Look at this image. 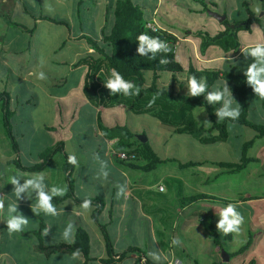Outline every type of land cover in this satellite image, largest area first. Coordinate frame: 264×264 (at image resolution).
Returning <instances> with one entry per match:
<instances>
[{
	"label": "crops",
	"instance_id": "crops-1",
	"mask_svg": "<svg viewBox=\"0 0 264 264\" xmlns=\"http://www.w3.org/2000/svg\"><path fill=\"white\" fill-rule=\"evenodd\" d=\"M70 1L74 2V0H70ZM56 2H58V5H62L61 0H56ZM65 2L68 3L67 0H65ZM67 5H65L64 8H66L67 10L70 11V13H72L73 21L74 22L77 21V24L78 22L80 24V21H82L80 20L82 18L80 13L83 8V3L79 8L80 9L79 13L77 8V0H75L74 9L72 8V5L69 7H67ZM102 6L103 4L101 3L96 8V9L101 8L99 10L101 13L102 11H104L102 9ZM38 8H40L38 0H28V2L26 0H4V1L0 0V118L2 119V122L0 124V195H7L6 196V206H7V202L15 200V197L12 194L13 185L8 183L9 182L8 178L12 175H17L19 173H27V174L37 173V172H27L20 170L15 165L10 164L11 161L14 160L19 161L20 164L25 168L34 166L36 164L41 163L39 159V155L47 148L53 146L54 144L55 146L56 144H63V146L61 147V151L57 153L62 155L63 157V161L59 166L58 172L54 174L53 171L49 170V165L52 160L47 164L44 170L39 171L45 173L46 175L45 183L48 184L49 187L53 185H58V186L67 185L65 174L62 170V165L64 162V153L67 155L69 153L75 154L79 162V167H75L72 165L71 176L74 183L73 185L74 197L67 198L58 204L52 202L61 211V215L58 218L45 216L43 213H41L38 216L34 214L31 210V204L34 203V198L32 200L23 199L17 201L18 211H20L28 219L30 213H31V217L32 218L34 217V221L32 223H29L28 228L21 233V236H24L23 233H31L33 231H37L39 229L40 224L44 226V230H45L47 228L46 222L50 224L52 220H60L63 226L59 227L53 225L54 228L51 227L52 229L48 232V235L46 237L43 231L44 241L54 240V242L45 241L46 243H56L62 241L60 238L61 233L68 222L75 221L72 223H76V228H75L76 231L79 228L83 229L84 221L85 218L88 216V213L87 212L85 213L80 209L81 202H77L75 199L82 201L85 196L90 198L92 200V206H95L93 213L98 212L99 213L98 216H99L102 214L104 215L105 212H107L108 218L105 221L104 225H106L109 234L110 228H112L110 226L113 225L112 223H113L115 210H119L123 212L126 211L128 208L127 202L132 198L136 202L140 203L139 205L140 209L142 211H145L146 213L145 215L146 221L150 222L151 225H153L155 228L156 226L167 227V228L172 227L173 230H177L179 227H181L182 231L183 230L185 231L182 237L186 242L190 243L191 245H187L185 247V250L181 249V253H182L181 255L182 257H184V259L189 260L187 264H195V263L200 264L198 262V259H205V258H208L210 260V263L212 264V262L218 257L217 255L218 250L214 248L209 233L206 229V226L204 225V223L207 220L209 221L210 224H212L211 220H213L212 217L214 213L213 211L209 210V208L212 206L191 205V206L182 207L180 205V201L183 196L205 194L199 192L198 187L196 186V183L201 182L202 178H200V176L197 173L189 174L187 177L185 176L186 178H179L173 176L170 173H162L161 175H157L155 179L151 180L146 178V176L144 175L150 172H143L138 169H131L129 167H125L121 164H118L110 157L109 151L111 146L109 145L110 143H108V141H112L114 143L115 140H108L102 137V135L100 134L97 128V115L99 114L103 117L106 110L102 108H94L84 99L81 88H82L83 78L86 73V67L84 66L78 68L73 67V64L76 62L78 57L87 48L85 41L81 39L82 36L84 35L87 36L83 30L84 26L82 27V25H78V29L76 26H74V29H76L75 33L72 36L69 33L66 39L62 38L59 35L58 37L60 40V46L57 47L56 53L59 51L60 55L56 60H53L54 58L52 57L50 58L52 60V64L54 65L53 74L54 75L57 74L59 76L60 81H61L60 77L62 73L60 70L61 65H59V63H61L60 59H63L64 57L65 59L70 61V63L67 65L69 71L68 76L75 74V79L77 80L78 83L77 93H75V96L69 95L68 97V95L66 96L60 93H51L48 92L47 89H44V87H40V85L34 86L35 89H38V94L33 90L31 91L29 89L28 84H26V78L35 77V72L37 71V67H40V64L37 62V60H35L34 66L32 68H28L25 70L23 68L24 61L15 58L14 55L19 53H21L22 55L25 51H31L32 43L34 40L35 27L42 24V22H47L51 25L61 26V24L55 22L52 23L47 20H44L43 17H45V15H43L40 12L36 14L32 13V10L38 11ZM161 8H162V4L157 3L152 14L150 15L151 22H153L158 27L167 29L169 32L173 33L178 38V42L176 43V47H175V53H177L179 46H181L182 44H187L185 48V53H186L185 59H187V64H186L187 67L189 66V62L191 60L195 66L200 68H204V69L206 68L212 70H218V69L227 70L229 61H234L241 57H245L241 51V48L251 43H254V42H247V43L243 42V45L237 54L224 53L219 48L212 46L209 47L210 49H208V52L206 50V52L202 55L199 51V46L201 41L198 37H195L193 34L197 30V28H193L192 30L188 29L187 31H189L190 33L189 35L183 36V34H181L182 37H179L178 35L181 32L179 33L172 26L166 24L163 20L161 21L160 19ZM187 8L189 9L190 12H195L200 14L206 13L203 12V8L194 9L189 6H187ZM167 10L169 11L170 9L167 7ZM6 18L16 23V25L10 24ZM245 18H246V14H245ZM14 19H17V21H15ZM28 19L31 20L32 27L28 26ZM52 19L58 22L61 21V20H56L55 18ZM66 19L68 26L66 25L64 26L68 28V31H70L71 28L70 19L68 17H66ZM87 19H91V14L90 17ZM230 21L232 20L230 19ZM89 22L90 20L88 21V23ZM221 29H222L221 22H219V29L217 31H220ZM47 31L49 33L56 34V32L51 27H48ZM217 31H210V32H217ZM252 32H253V27L251 32L248 33H252ZM246 59H248V65L254 62L251 57H247ZM167 79H169V77H167ZM35 81H38V79H36ZM219 84L222 87L221 82ZM30 97L31 100L29 99ZM67 98L75 99L74 104L76 109L73 115L75 117L74 120L75 123L71 129L65 128V134H63V137H58L57 139L55 137V139L54 138L51 139L50 135L47 134L46 130L44 128H41L42 125L41 126L40 124L35 125L30 121L32 117L31 109L34 108L35 110L41 108L42 106L44 107V109H48V114L53 116V120L55 122L52 120V122H47V123L58 126L59 123L57 125L54 123H57L59 121L61 116V111L59 107V110L57 112L56 106L57 105L64 106L66 110L69 111V109L72 108L73 102H67L66 101ZM233 98L236 101L234 96ZM257 98L258 97H256V95L252 97V100L254 99L253 102L255 103L254 111L256 113L257 118L263 119V113L262 111H259L260 106L257 103ZM234 106H235V102H234ZM6 108H8V110L12 113V116L10 118L11 134L16 142L17 150H18L17 152L13 151L10 141L6 136V132L3 124V115ZM112 109H122L132 119H135L137 117L141 120H147L148 122L153 121L158 126L162 127L158 120L148 115L131 114L123 106H119ZM194 111H193V116H194ZM144 116L149 117L151 120L146 119ZM104 121L107 125H111V126L115 125V124H110L109 120H104ZM42 124H44V121ZM199 124L205 125V123H199ZM69 130H71L72 132L71 136H69ZM227 130L229 135L227 141L224 144L220 143L223 146L228 145V142L229 140L232 139V135L234 133H236L235 137H237L239 134L243 135L244 129L240 126L228 124ZM85 131H89V135L86 137L84 134ZM133 131H135L137 135H145L143 132H139L136 129ZM82 133L84 134V136H82ZM193 139L196 143L200 144L195 138ZM147 141L150 144L148 137H147ZM240 146L241 144L238 145L239 150H240ZM67 148L69 149V152ZM97 153L99 154L102 160L107 161L109 164L110 176L107 181L96 179V173L98 171L99 164L97 161L93 159V155ZM238 156L236 157L235 161L238 159ZM166 159L174 161V159H170V158H165L164 160ZM218 161H225V160H214V162H218ZM235 161H230V162H235ZM203 162L204 161H202L201 162L202 164L200 165L195 164L191 167L194 166L202 167L205 165L215 166L209 163L203 164ZM165 163L168 162H164L162 164ZM158 167L159 165L156 167L155 170H153V172H156L158 170ZM217 168L218 171L215 177H220L222 175L221 169L219 167ZM184 169H188V168H184ZM116 178L119 179L117 183H116ZM166 180H170L171 183L170 188L174 189L173 192L175 199L173 200V202L172 199L170 198V195L166 194L167 192L165 191L164 186H162L161 184ZM203 182L205 183V181ZM21 183H23V180H21ZM173 183L176 184V187H174ZM117 184L127 185L126 192L124 195H122V204H120L119 202L121 197L117 198L116 195ZM160 188H162V190H159ZM205 195L213 196L210 194H205ZM263 198H264L263 196L252 197L249 196L248 194H244L243 201H239L240 199L238 200L229 199L228 201H235L236 205H240L242 202L245 201L263 199ZM97 204H100V206L99 205L96 206ZM4 217H0V232H2L3 229L7 230L6 223L3 221L4 219H6V216ZM35 219L37 220L36 222ZM195 223H197V225H201L203 227L202 229L203 231L199 228L200 226L192 229L191 226H193V224ZM116 226H117L116 231L120 233L121 225L118 223L116 224ZM36 227L37 229H35ZM252 229H253L252 225L247 224V229L241 230L242 238L238 240L242 243H245L247 241L248 231H251L253 234V242L251 245V249H253L252 247L258 240L255 239L254 231ZM164 230H165L164 228H162L161 231L160 230L157 231L156 229L154 231V234L158 233L164 239L165 236ZM30 235L32 234H28L26 236H30ZM236 235L237 234H232V239L231 241H229L230 245H232V248L230 250L227 249L228 253H232L239 248V247L238 248L234 247L235 246L234 243L236 241L235 238ZM10 240L12 239L10 238ZM170 240H172V237ZM0 242H1V237H0ZM35 243L32 244V247ZM168 248L171 254L170 260L175 258L177 259L179 264H182L183 262L178 259L179 256L177 255L176 252H174V249L171 246V244H169ZM192 249L194 254H190V252H192L191 251ZM115 253L119 254L120 251ZM118 257L119 256H114L113 258L114 260L112 264H120L122 262H125L124 260H126V257L123 258L121 261L118 260ZM129 257L131 259L127 264H136L135 259L137 258V256L131 253L129 254ZM2 258L8 259L9 264L12 263L17 264V260L13 257L12 252L1 251L0 259ZM90 258L98 259V260L106 259V255L104 256L100 251L99 255L96 256L90 255ZM238 259L241 260L238 261L240 262V264L245 262V260L242 258H238ZM170 260L165 264H170ZM82 262H83V258L79 261L64 260V262L61 264H81ZM89 264H101V263L98 261H94V262H89Z\"/></svg>",
	"mask_w": 264,
	"mask_h": 264
},
{
	"label": "trees",
	"instance_id": "trees-1",
	"mask_svg": "<svg viewBox=\"0 0 264 264\" xmlns=\"http://www.w3.org/2000/svg\"><path fill=\"white\" fill-rule=\"evenodd\" d=\"M84 0H77V8H79ZM196 1V0H194ZM261 6H264V0H259ZM202 7L203 12L217 11L216 5L210 2L197 0ZM39 7H42V0H38ZM246 18L242 20H232L226 14V18L221 22L222 29L217 32H210L205 28L197 29L193 34L200 39L199 51L203 55L209 47H217L224 53L237 54L243 45L240 40V32H251L253 25L260 26L259 16L251 9L248 1H244ZM146 7V8H144ZM155 8L154 4L141 5L135 0H115L114 18L111 30L108 34L102 33L101 40L96 41L88 36H82L87 48L81 53L74 68L81 66L86 67V73L82 83V95L84 99L94 108H102L104 110L116 108L119 106L125 107L131 114L148 115L158 120L161 126L172 131L174 134L189 135L195 138L202 145L224 144L228 139V124L240 126L253 132V136L242 143L239 150L238 159L235 162L227 161H204L203 164H212L221 169L222 175H232L244 171L250 163L257 162L255 159L248 157L249 150L254 143L264 138V100L257 98V103L261 107L263 119L257 118L254 111L255 103L251 100L254 93L251 86L246 82L244 71L248 66V59L241 57L234 61L228 62L227 70H212L197 67L190 60L189 66L184 68L181 62L177 59L175 53L176 43L178 38L167 29L156 26L151 22L150 15ZM149 11L146 14L144 10ZM7 19V18H6ZM44 20L55 22L61 25L67 24V19L60 22L54 21L51 17H43ZM7 21L16 25V23L7 19ZM152 24L151 28L147 25ZM152 29H156L152 31ZM147 33L152 36H158L161 40L166 41L171 48L167 54L160 53L155 60L148 57H141L137 53L138 41L136 37L141 33ZM189 31H185L187 35ZM104 44L106 47H103ZM170 61L167 65L159 64L161 56H165ZM54 60V59H53ZM56 60V59H55ZM59 65L67 66L70 61L60 59ZM115 68L120 74L129 81L134 82L141 88V93L137 97H124L122 94L115 96L110 95L109 90L104 86L110 70ZM168 74L169 79L162 78V74ZM196 75L197 78L205 77L207 79L208 91L221 82L222 87L225 82L232 90V94L236 102L241 106L240 116L237 120L232 121L225 119L218 120L215 112L221 107V104H208L206 95L199 97H189L187 95L186 80L189 76ZM62 80V79H61ZM63 81V80H62ZM220 87V88H222ZM159 93L158 98L152 107H148L149 100L154 94ZM7 106V105H6ZM196 108H203L207 113L210 129H205L203 124H199L193 116V111ZM12 113L6 108L3 115V124L12 149L17 152V145L11 134L10 118ZM61 127V125L59 126ZM42 128L46 131H55L57 126L44 122ZM97 128L102 137L108 140H115L113 147L118 151H126L132 155L131 159L125 161H116L125 167L138 169L143 172H151L156 167L164 162H175L179 168H189L194 164L192 162L182 163L178 160L161 159L154 152L148 141L142 142L137 138V133L129 129L125 125L115 124L107 125L101 115H97ZM214 133V134H213ZM63 144H56L54 147H49L39 155L41 163L31 167H23L19 161H11L10 164L15 165L18 169L27 172H39L46 168L47 164L52 160L54 155L61 151ZM67 154L64 153V162L62 170L67 181L68 191L64 197L53 198L54 203L58 204L67 198L74 197L73 195V179L71 176L72 165L67 162ZM200 165L202 163H196ZM77 202H82L75 199ZM248 200V199H246ZM239 201H243L240 198ZM217 203L226 206L229 203L236 204L235 201H228L218 197L208 196L205 194H195L183 196L180 205L182 207L191 205L214 206ZM98 212H94L92 218L96 220ZM99 229L104 242L106 251V259L90 258L89 249L90 241L87 232L84 229H77L75 232V242L66 244L63 241L56 243H46L43 240L44 226L40 224L37 231L31 233H23L24 236L32 234L36 237L37 242L33 245L32 251L46 259L58 254L70 256L71 252L79 248L82 252L83 262L81 264H89V262L98 261L101 264H112L114 256H119L121 261L127 254L140 253L139 248H129L116 254L113 248L111 238L108 234L106 225H99ZM210 239L215 249H224L227 253L225 242L232 239V234L224 235L218 232L216 227L209 223L206 226ZM253 242V234L248 231L247 241L240 246L236 251L229 254V261L224 262L221 253L218 252V257L212 264H230L232 258H241L251 247ZM140 258V257H138ZM6 259V258H5ZM144 264H153L147 259L140 258ZM8 260V259H6ZM2 259H0V264ZM2 264H9L3 262ZM13 264V263H12ZM198 264V263H195ZM242 264H255L254 261L247 260Z\"/></svg>",
	"mask_w": 264,
	"mask_h": 264
},
{
	"label": "rangeland",
	"instance_id": "rangeland-1",
	"mask_svg": "<svg viewBox=\"0 0 264 264\" xmlns=\"http://www.w3.org/2000/svg\"><path fill=\"white\" fill-rule=\"evenodd\" d=\"M28 2V0H26ZM61 0L62 5H58L56 0H42V7L38 8L37 10H32V13L36 14L38 12L42 13L45 16H49L51 18H55L56 20H64L66 17L70 19V31L64 25H51L47 22H42V24L35 27V34L34 40L32 43L31 51H25L22 55L21 53L15 54L14 57L20 60H23L24 66L23 68L26 70L28 68H32L34 66L35 60L40 64L41 59H43L44 64L40 67H37V71L35 72V77H27L26 84H28L29 89L38 94V89H35V85L40 87H44L47 89L48 92L51 93H60L62 95H73L77 93L78 83L75 79V74L68 76L69 71L68 67L65 65L60 66L61 70V79L59 80V76L53 74L54 65L52 64L51 57L57 59L59 57V51H57V47L60 46L59 35L66 39L67 36H72L76 29L74 26L77 27L78 25H82L83 30L87 36L90 38L100 41L101 34L105 33L108 34L111 30L113 24V12H114V4L115 0H86L83 2V8L81 10V19L80 24L77 21H73L72 13L67 10V7L72 5V8H75V0L71 2L70 0ZM137 3L141 5H151L154 4L155 6L157 3L162 4L160 19L163 20L166 24L172 26L176 31L180 34L179 37H182L186 30H192L193 28H202L205 27L208 31H217L219 29V21L209 15L208 12L204 14L190 12L187 6L194 8V9H202V5L194 0H135ZM203 2H210L216 5V9L220 14H226L231 20H240L245 18V8L243 6L244 1H248L252 6L257 3V0H202ZM103 4L102 13L99 11L101 8L96 9L99 4ZM260 3V1H259ZM45 4L51 7V11H48L45 8ZM167 7L170 9L167 10ZM146 8V7H144ZM172 8V9H171ZM264 8V6H262ZM146 10V9H144ZM146 14H149V11H145ZM91 19H87L90 17ZM259 20L261 22L260 26H256L255 30L253 29L252 33L248 32H241L239 37L240 40L244 43L247 42H255L256 40L264 41V11H261L259 15ZM84 18V19H83ZM76 19V17H75ZM74 19V20H75ZM17 21V19H14ZM90 22L88 23V21ZM28 26L32 27L31 20L28 19ZM51 27L56 34L49 33L47 28ZM188 33L187 35H189ZM193 36V35H192ZM75 38V37H74ZM187 44H182L178 47L176 57L184 66L187 68V59H185L186 53L185 48ZM103 47H106L102 44ZM210 49V48H208ZM207 49V52H208ZM217 49V48H216ZM215 68V67H213ZM40 71H44L46 73L47 79L46 80H39L37 79V74ZM162 78L168 77V74L163 73ZM166 78V82H167ZM218 82L211 88L214 90L216 88H220L221 85ZM48 86V88H47ZM256 95L252 93L250 97ZM257 97V96H256ZM31 100V97L29 98ZM67 102H73L72 108L69 111L66 110L64 106H56V111L58 112L59 107L61 111L60 119L57 123L58 124L56 130L46 131L47 134L50 135V138L56 137H63L65 134V128L71 129L74 125L75 117L73 116L75 113V99H68ZM254 101V99H253ZM259 103V102H258ZM46 106V105H45ZM30 107V106H29ZM53 107V105H52ZM29 109V108H28ZM259 111H261V107H259ZM32 117L30 121L40 126L44 122H52L53 116L48 114V109H44L42 106L41 108L35 109L32 108ZM256 115V113H255ZM194 116L199 123H204L208 121L207 113L203 108H197L194 111ZM146 119L151 120L149 117L144 116ZM137 118V117H136ZM132 119L127 115L125 111L122 109H108L105 111L103 115V120H109L110 124H121L127 126L129 129L138 130L139 132H143L146 137L149 138L150 144L154 152L160 157L161 159L170 158L174 160H178L182 163L192 162L194 165L196 162L201 163L202 161H214V160H225L235 161L236 157L239 155L238 145L246 142L253 136V132L243 128V135L239 134L235 137L236 133L232 135V139L229 140L228 145L223 146L221 144H213V145H202L198 144L194 141L193 137L189 135H179L174 134L170 130L162 128L158 126L156 123L148 122L147 120H141L139 118ZM54 121V120H53ZM2 119L0 118V124ZM55 122V121H54ZM62 126L61 128L59 126ZM205 129H210L211 125L206 124L204 125ZM42 128V127H41ZM72 132L69 130V136H71ZM85 137L89 135V131H85ZM82 133V136H84ZM76 140V139H74ZM55 144L51 147H54ZM68 152L69 149L67 148ZM248 157L255 159L257 162L250 163L248 167L242 171L241 173H236L232 175H221L220 177H215L218 168L216 166L205 165V166H194L188 169H180L175 162H168L165 164H161L158 167L156 172H150L144 174L148 179H155L157 175H161L162 173H170L173 176L179 178H186L189 174L197 173L202 181L196 183L198 187V191L216 196L221 199L225 200H238L240 198L243 199L244 194H248L252 197H264V138L257 140L253 148L249 150ZM63 161V157L60 154H55L52 161L49 165V170L53 171V173H57L59 170V166ZM125 169V168H124ZM204 173V174H202ZM186 176V177H185ZM119 181L116 178V183ZM205 181V183L203 182ZM164 186L167 195H170V198L173 200L174 197V189L170 188V180H166L161 183ZM174 184V183H173ZM176 187V184H174ZM120 204H122V196L120 199ZM100 206L97 204L96 206ZM140 203L136 202L134 199H130L127 202V210L126 211H119L115 210V214L113 217V225L110 226L109 236L111 238L113 248L115 252H121L127 250L129 248H139L140 253L135 254L137 258L135 259L136 264H144V262L140 259H147L149 262L153 264H157V262L153 261V259L148 255L150 251L159 250L162 255V260L159 264H165L171 259V254L169 251V244H171V237H178L182 244L178 247H173L174 252L177 253L179 256V260H181L182 264H187L189 260L184 259L182 257L181 249L185 250L187 245H191L190 243L186 242L182 237L185 231L179 227L177 230H173L172 227H160L156 226V228L151 225L150 222L146 221L145 219V211L140 209ZM220 203L209 208V210L213 211L214 215L212 217L213 220L212 224L216 227V224L219 220V217L216 215V209L219 207H223ZM95 206H92L88 216L85 218L84 227L83 229L87 232L90 241V255H99L100 251L105 256L106 251L104 247V242L102 239V235L99 229V225H104L105 221L108 218L107 212L103 215H99L96 217V220L92 218L93 210ZM237 210L244 216L245 223L242 226V230L247 229V224L252 225V230L254 231L255 239H258L254 246L248 249V251L241 255V258L245 261L250 260L254 261L255 264H264V198L263 199H255L242 202L240 205H237ZM5 218V217H4ZM30 223L34 221V217H31V213L29 215ZM37 220L35 219V222ZM49 222V221H48ZM75 222V221H72ZM120 224L121 231L118 233L116 231V224ZM46 229L49 231L54 228L53 225L56 226H63L60 220H52L51 223L46 222ZM86 224V226H85ZM76 228V223H74ZM205 226L209 225V221L207 220L204 223ZM200 226V227H199ZM52 227V228H51ZM199 227L201 230L203 227L201 225H197V223L193 224L191 228ZM165 230L164 239L158 233L154 234V231L157 229ZM184 228V227H183ZM37 229V227L35 228ZM168 230V231H167ZM53 231V230H52ZM203 231V230H202ZM76 232V229H75ZM48 235V234H47ZM45 235V237L47 236ZM1 242H0V252L7 251L12 252L13 257L17 260V264H61L64 260H69L68 255L58 254L56 256H52L49 259L44 258L40 255H35L32 252V244L35 243L36 237L34 235L30 236H21V233L12 234L9 236L6 229H3L0 232ZM166 237V238H165ZM10 238L12 240H10ZM236 241L234 243V247L238 248L244 243L238 241L242 238L241 233L235 236ZM166 239V240H165ZM54 242V240H45ZM226 246L224 248L230 250L232 245L230 242H225ZM222 250V249H221ZM221 250L218 252L221 253ZM190 254H194L193 249L191 250ZM222 256V254H221ZM140 257V258H138ZM240 258V257H238ZM232 258L230 260V264H240L241 261L239 259ZM129 254L126 256L125 262L120 264H127L130 261ZM177 259L173 258L170 260V263L174 264ZM8 263V260L2 258V263ZM178 262V261H177ZM200 264H211L208 258L205 259H198ZM238 262V263H237ZM1 263V264H2ZM179 264V263H178Z\"/></svg>",
	"mask_w": 264,
	"mask_h": 264
},
{
	"label": "clouds",
	"instance_id": "clouds-1",
	"mask_svg": "<svg viewBox=\"0 0 264 264\" xmlns=\"http://www.w3.org/2000/svg\"><path fill=\"white\" fill-rule=\"evenodd\" d=\"M45 8L51 11V7L45 4ZM252 11L259 16L261 11H264L259 0L252 6ZM255 25L253 29L255 30ZM156 29H152L155 31ZM138 47L137 53L141 57H148L152 60L157 58L160 53L167 54L171 51L170 45L161 40L158 36H152L147 33L141 32L137 37ZM241 51L245 58L251 57L254 62L247 66L244 71L246 82L253 89L257 97L264 100V41L256 40L243 48ZM170 61L165 56H161L159 64L167 65ZM40 64L43 65L44 61L41 59ZM37 79L46 80L47 76L44 71H40L37 74ZM187 95L189 97H199L206 95V101L208 104H221L215 112L218 120L223 121L229 119L235 121L240 116L241 106L234 100L232 90L225 82L222 88H216L208 91L207 79L205 77L197 78L196 75H191L186 80ZM104 86L109 90L110 95L115 96L122 94L124 97H137L141 93V88L134 82L126 80L120 72L115 68L110 70ZM159 93L153 95L149 100L148 107H152L158 98ZM235 102V106H234ZM209 124L210 122L205 121ZM93 159L98 162L99 168L96 173V179L107 181L110 176L109 164L107 161L102 160L99 154H94ZM67 162L75 167H79L77 156L73 153H69L67 156ZM26 177V178H25ZM11 185H13L12 194L15 200L7 202L6 196L0 195V217L6 216L3 221L6 223L7 232L9 235L15 233L24 232L30 223V220L25 217L20 211H18L17 201L34 198V203L31 204V210L37 216L43 213L45 216L58 218L61 215V211L52 203L55 197H64L67 194L68 186L53 185L51 187L45 183L46 175L43 172H37L32 174L19 173L12 175L8 178ZM23 180V183H21ZM117 198H120L126 192V184H117ZM92 208V200L85 196L80 204V209L83 212H90ZM216 215L219 220L216 224L218 232H222L224 235L237 234L239 235L242 230V226L245 223L244 216L237 210V205L229 203L226 206L215 208ZM49 229L44 230V235H47ZM61 240L66 244H73L75 242V225L72 222H68L61 233ZM182 244V241L178 237H173L171 245L178 247ZM148 255L153 261L159 262L162 260V255L159 250L150 251ZM82 259V252L79 248L71 252L69 256L70 261H79Z\"/></svg>",
	"mask_w": 264,
	"mask_h": 264
},
{
	"label": "built area",
	"instance_id": "built-area-1",
	"mask_svg": "<svg viewBox=\"0 0 264 264\" xmlns=\"http://www.w3.org/2000/svg\"><path fill=\"white\" fill-rule=\"evenodd\" d=\"M4 1V0H2ZM153 25L152 24H148L147 27L151 28ZM108 143H110L109 145L111 146L110 148V157L114 160V161H125V160H129L131 159L132 155L129 154V152L126 151H118L116 149H114L113 147V142L112 141H108ZM159 190H162V188H160ZM172 264V262L170 263ZM174 264H178V262L176 261Z\"/></svg>",
	"mask_w": 264,
	"mask_h": 264
},
{
	"label": "water",
	"instance_id": "water-1",
	"mask_svg": "<svg viewBox=\"0 0 264 264\" xmlns=\"http://www.w3.org/2000/svg\"><path fill=\"white\" fill-rule=\"evenodd\" d=\"M208 13H209V15H211L212 17L217 19V21H219V22L224 21L226 18L225 15H222L218 12L209 11ZM137 138L142 142L147 141V137L145 135H137ZM221 254H222L223 261L228 262L229 261V254L224 249L221 250Z\"/></svg>",
	"mask_w": 264,
	"mask_h": 264
}]
</instances>
